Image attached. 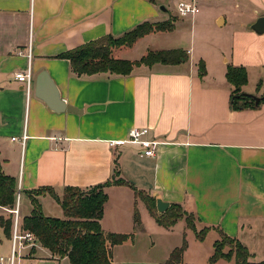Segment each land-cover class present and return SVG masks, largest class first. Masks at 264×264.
<instances>
[{
    "label": "crops",
    "instance_id": "crops-1",
    "mask_svg": "<svg viewBox=\"0 0 264 264\" xmlns=\"http://www.w3.org/2000/svg\"><path fill=\"white\" fill-rule=\"evenodd\" d=\"M175 1L0 0L2 171L17 180L27 197L23 211L20 203L22 218L32 208L26 190L51 186L60 196L65 186L87 190L104 184L111 180L117 157L118 177L156 199L180 204L194 214L197 230L207 228L201 240L192 231L193 253L187 242L184 264H207L220 231L243 243L251 261H262L264 102L231 109L232 86L226 70L228 65L243 67L247 82L241 91L259 97L264 93V33L250 29L259 16H264V0H195L200 8L214 14L218 26L228 24L230 29L219 35L211 63L199 57L205 69L202 75L192 52L179 64H142L127 75H77L68 59L57 57L88 41L120 36L141 22L176 16L169 9ZM198 17L191 16V21ZM180 22L177 18L170 32L139 38L117 56L130 59L124 54L131 53L142 41L173 32L177 34L163 39L161 45H145L142 52L172 48L192 51V31L190 45H186ZM28 65L33 75L29 92L14 76ZM42 70L50 74L61 98L76 112H52L35 96L34 79ZM133 126L148 128L145 138L157 141L154 156L143 155L140 145L119 143ZM110 141L116 143L110 145ZM103 190L107 194L100 221L104 231L139 236L160 229L162 232L157 233L165 237L177 236L175 245H168L161 255L152 248L138 250L135 236L113 246L112 264H160L181 245L183 234L188 238L184 219H179L184 221L182 231L174 229L176 224L168 228L158 225L131 187L110 184ZM48 197L54 199L49 194L37 197L46 216H50L44 207ZM135 207L140 217L138 228L133 220ZM213 232L217 238L210 253L201 250L200 243ZM38 246L44 251L36 257ZM9 253L10 240L0 231V255ZM18 253L19 264L26 259L35 264L40 258L52 264L68 260L66 256H52L37 241L34 246L21 247ZM219 264L233 263L220 260Z\"/></svg>",
    "mask_w": 264,
    "mask_h": 264
},
{
    "label": "trees",
    "instance_id": "trees-1",
    "mask_svg": "<svg viewBox=\"0 0 264 264\" xmlns=\"http://www.w3.org/2000/svg\"><path fill=\"white\" fill-rule=\"evenodd\" d=\"M175 19L174 16H170L164 21H144L120 36L106 35L62 52L57 57L68 59L71 70L77 75H92L100 72L127 75L135 66L142 64H179L188 59L187 51L182 48L148 49L134 60L117 56V52L130 48L139 38L147 34L172 31ZM114 48L118 49L114 50ZM199 63L202 75L205 69L203 62L199 61ZM226 78L232 86L231 109L254 107L264 102V93L255 105L254 99L241 91V86L247 82V72L243 67L228 65ZM114 164L111 180L87 190H81L76 186H65L60 196L51 186L26 190L32 208L28 215L20 219L21 229L30 231L35 241L47 248L52 256H66L70 264H112L113 246L131 241L134 237L133 232H106L100 224L103 205L107 199L103 188L110 184H120L134 190L135 196L144 202L149 214L158 225L168 228L174 226L179 219H184L186 227L195 232L197 239L201 240L204 237L207 228L196 229L194 214L187 213L177 203H171L164 212H158L156 198L118 177L117 157ZM17 191V180L3 173L0 162V231L7 238L11 234L13 214L7 212L5 208H13ZM45 194H49L59 203L63 211L62 218L46 216L43 213L37 197ZM133 220L136 224L135 228H138L140 217L136 207ZM212 246L213 252L207 264H219L220 260L231 261L233 264H264V260L251 261L247 247L236 237L221 231L219 239H216ZM186 247L187 241L183 234L181 245L174 247L168 258L160 264H184L183 253Z\"/></svg>",
    "mask_w": 264,
    "mask_h": 264
},
{
    "label": "rangeland",
    "instance_id": "rangeland-1",
    "mask_svg": "<svg viewBox=\"0 0 264 264\" xmlns=\"http://www.w3.org/2000/svg\"><path fill=\"white\" fill-rule=\"evenodd\" d=\"M177 0L175 2H172L170 4V11L172 14L176 13V16H174L177 20V18H179L181 20L180 22V27H182V32H184L185 34V39H186V45H190V32L192 31V51L188 50L187 53L192 52L193 57H194V62H195V66L198 67V62L200 60L199 57H206L209 62L211 63L212 58H213V50L215 49V47L217 46V40L219 38V35H222L223 32H228L229 29V25L227 24L224 27H220L217 25L216 21L214 20V14L213 13H207L205 7L204 9L200 8L199 4V11L198 13H196L193 16H200L198 17V19H196L195 21H191V15L188 16H184V17H180L177 14ZM206 12V13H205ZM205 13V14H204ZM228 15V14H227ZM174 21V23H175ZM175 27V26H174ZM174 29V28H173ZM170 32V31H169ZM177 33H164V34H157L155 36V39H149L146 41H142L139 45H137V47H135L131 53L126 52V54H124L123 57H129L131 59V57L133 58H139L142 53L144 46L147 44H151V45H161V41L165 38H170L173 35H175ZM190 47V46H188ZM117 50L118 48H114V50ZM189 49V48H188ZM126 50V49H123ZM117 52V51H116ZM118 53V52H117ZM132 60V59H131ZM243 93H247V92H243ZM250 94V93H249ZM19 203H21L22 206V211L23 208L26 207L27 204V197L24 195V193H20V200ZM44 207H45V213L47 215L53 216V217H63L62 214V209L59 205V203L48 197V199L44 202ZM184 210V208H183ZM187 212V211H186ZM189 213V212H187ZM149 216V215H147ZM184 227V221L183 220H179L176 225L174 226V229H178V231H182V228ZM157 232H162L160 229L154 230L150 233V235H147L146 233H144L143 235H139L137 236L136 233H134V238L136 236L135 243L138 246V250H143V249H148V248H152L154 253H158L159 255H161V252H163V250L168 246V245H175V238H177V236H168L165 237L160 233ZM186 233H188V238L186 237L187 242L190 244V249L189 252L192 254L193 253V247H192V243L194 241V237L192 236V230L186 229ZM149 234V233H148ZM178 238H180V236H178ZM217 238V235L215 234V232L208 234L205 237V240L203 241V243H200L201 246V250L204 251H208V253H210L211 249H212V241ZM189 239V241H188ZM6 241H3V243L5 244ZM7 244V243H6ZM43 249L41 247H37V251L35 253L34 256L39 257V255H41V253H43ZM21 253V252H20ZM188 256V255H187ZM22 260V259H21ZM24 264H35L34 260H28L26 259L24 261ZM37 264H52L50 261L40 258L37 261ZM61 264H70L69 261L67 259H62L61 260Z\"/></svg>",
    "mask_w": 264,
    "mask_h": 264
},
{
    "label": "built area",
    "instance_id": "built-area-1",
    "mask_svg": "<svg viewBox=\"0 0 264 264\" xmlns=\"http://www.w3.org/2000/svg\"><path fill=\"white\" fill-rule=\"evenodd\" d=\"M199 7L195 0H181L177 4V14L181 17L188 15H195L198 13ZM22 51L20 50V53ZM26 55L28 60L31 58V49L28 47ZM14 76L19 81L23 82V85L27 92L32 87L33 75L30 66L28 65L24 71H17L14 73ZM148 128L133 126L128 130V136L125 140H121L119 143L130 142L142 146L141 153L146 156H154L155 150L154 147L157 144V141L152 139H146L148 134ZM115 141H110V145H114ZM20 186L18 185V191L15 195V203L13 208L5 210L13 214V221L11 227V234L9 237L10 240V253L8 256L0 255V264H19L17 259H20L19 249L23 246H34L35 237L34 235L27 230L21 229V217L19 216L20 208Z\"/></svg>",
    "mask_w": 264,
    "mask_h": 264
},
{
    "label": "water",
    "instance_id": "water-1",
    "mask_svg": "<svg viewBox=\"0 0 264 264\" xmlns=\"http://www.w3.org/2000/svg\"><path fill=\"white\" fill-rule=\"evenodd\" d=\"M161 9L165 8L161 6ZM250 29H252L257 34L264 33V16H259L253 24H251ZM34 93L35 96L41 99L46 106L55 113H60L63 111L76 112V108L70 104H67L60 96L59 90L46 70L39 72L34 79ZM254 99L255 105L258 104L259 96L253 94H248ZM169 206L167 201H163L160 198L156 199V209L158 212H164Z\"/></svg>",
    "mask_w": 264,
    "mask_h": 264
}]
</instances>
